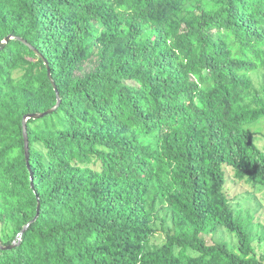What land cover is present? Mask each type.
<instances>
[{
	"label": "trees",
	"instance_id": "obj_1",
	"mask_svg": "<svg viewBox=\"0 0 264 264\" xmlns=\"http://www.w3.org/2000/svg\"><path fill=\"white\" fill-rule=\"evenodd\" d=\"M262 71L264 0H0V264H264L225 195L264 188Z\"/></svg>",
	"mask_w": 264,
	"mask_h": 264
},
{
	"label": "rangeland",
	"instance_id": "obj_2",
	"mask_svg": "<svg viewBox=\"0 0 264 264\" xmlns=\"http://www.w3.org/2000/svg\"><path fill=\"white\" fill-rule=\"evenodd\" d=\"M259 82L264 81V72L258 75ZM254 141L257 146L264 150V120L252 128ZM151 142H157V137H152ZM226 186L225 195L229 200L232 210L236 214L246 217L249 223V231L253 240L257 256L264 259V188L255 186L247 181H239L234 176L230 167H225ZM172 210L169 207L158 208L155 213V227L157 231L152 239L151 247H160L165 238L166 230L173 226ZM164 223V225L162 224ZM9 227H4L5 234L9 235ZM166 229V230H163ZM208 244L225 242L235 253L238 252V241L236 236L222 228L204 235Z\"/></svg>",
	"mask_w": 264,
	"mask_h": 264
},
{
	"label": "water",
	"instance_id": "obj_3",
	"mask_svg": "<svg viewBox=\"0 0 264 264\" xmlns=\"http://www.w3.org/2000/svg\"><path fill=\"white\" fill-rule=\"evenodd\" d=\"M11 38V37H10ZM8 38L7 41L10 39ZM57 109L56 108H53L52 110L48 111L47 113H44V114H33V115H29V116H26L24 118V121H23V124H24V137H25V151H26V156H27V161H28V165L30 166L29 164V160H30V144H29V137H28V133H27V122L28 120L30 119H40V118H43L44 116H46L47 114H51L53 111H55ZM34 178V175L32 173V180ZM28 227V226H27ZM27 227L24 229V231H26ZM15 245H17V243H14L12 246H9V247H3L1 244H0V249L2 250H7V249H11L13 248Z\"/></svg>",
	"mask_w": 264,
	"mask_h": 264
}]
</instances>
